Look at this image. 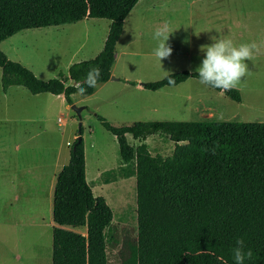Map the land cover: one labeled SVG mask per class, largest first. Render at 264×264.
Masks as SVG:
<instances>
[{
    "label": "trees",
    "instance_id": "obj_1",
    "mask_svg": "<svg viewBox=\"0 0 264 264\" xmlns=\"http://www.w3.org/2000/svg\"><path fill=\"white\" fill-rule=\"evenodd\" d=\"M138 1L0 0L3 90L24 86L33 94H63L69 105L80 86L87 88L84 96L92 95L97 86L87 87L84 79L96 66L101 69L98 84L111 79L117 42ZM86 18L108 19L109 33L102 51L73 63L69 76L43 80L1 49L2 42L23 30ZM170 75L174 84H169L168 74L144 87L156 91L198 78L188 70ZM69 79L74 83L66 85ZM225 94L242 101L237 88ZM97 117L117 139L124 176L136 177L137 230L120 242L112 208L87 181L84 139L77 137L53 191V264H110L108 247L118 250L119 264H234L231 249L238 237L253 251L245 264H264V122L139 121L115 126ZM157 133L175 143L171 155L151 153L145 141ZM128 134L138 145L130 143Z\"/></svg>",
    "mask_w": 264,
    "mask_h": 264
},
{
    "label": "rangeland",
    "instance_id": "obj_2",
    "mask_svg": "<svg viewBox=\"0 0 264 264\" xmlns=\"http://www.w3.org/2000/svg\"><path fill=\"white\" fill-rule=\"evenodd\" d=\"M154 1L161 3L156 10L148 11L144 17L140 15L138 8H134L126 18V25L129 27L139 21L182 23L186 11L183 0ZM221 1L222 24L229 20L230 9H236L240 23L247 27L264 26V0ZM239 13L246 14L243 16ZM109 22L108 19L95 18L89 24L77 22L76 26L65 24L23 30L2 42L1 49L11 60L22 63L39 78L49 80L65 75L67 63L72 58H95L94 53L96 54L100 41L107 34ZM183 37L179 34L176 39L168 40L172 54L161 61L162 66L152 54L157 43L154 40L151 43L136 42L129 47V51L126 49L125 53H121L119 64L115 67L120 69L127 64L126 70L130 74L134 72L149 82L161 80L167 73L189 70L191 61L199 60L195 53L199 48L195 47L194 51L188 48V44L184 45ZM251 40L247 36L240 37L236 42L239 45L250 43ZM81 44L80 52L74 53ZM123 46L121 41L116 57ZM189 50L193 53L192 58L187 56ZM247 63L250 75L244 78L240 86L243 103L228 96H211L210 93H215L213 88L202 85L198 78H189L171 86L168 96L155 97L153 96L156 94L153 95L152 92L139 93L125 88L122 82H115L110 84L114 86L100 90L95 96L75 97L73 105L84 107L81 119L72 108L67 109V103L55 94H33L24 86H19L5 96L0 84V221L3 224L0 230L8 233V239L13 241L14 255L22 257L17 262L2 251L0 264H40L39 254L42 247L50 243V228L41 226L42 221L39 218L43 215H35L33 210L36 212L38 209H45L48 195L47 189L44 196L41 194L32 171L38 164L47 166V163L52 162L58 150L66 155L71 149V145L67 143L72 144L74 137H79L80 125L89 181L94 193L105 197L112 208V226L120 242L126 234H135L136 177L124 176L122 167L126 165L121 160L117 139L103 126L97 115L105 117L115 126L153 121L150 118H156L160 114L150 113V108L159 107L157 103L163 100L162 103L175 105L170 116L179 121L264 122V55L256 52L254 58ZM199 66L200 64L195 68ZM190 94L192 99L189 100ZM198 94H203L201 96L209 102L220 104L222 113L208 117V113L197 109L193 102ZM105 98L112 101L107 102ZM65 116L70 119L67 125L60 120ZM128 140L132 145L139 143L131 134ZM146 143L153 155L161 154L164 157L171 155L175 148V143L161 133L149 136ZM100 170L104 172L97 180ZM26 213L34 215L33 218L28 219ZM117 253V249L108 247L110 264H119Z\"/></svg>",
    "mask_w": 264,
    "mask_h": 264
},
{
    "label": "crops",
    "instance_id": "obj_3",
    "mask_svg": "<svg viewBox=\"0 0 264 264\" xmlns=\"http://www.w3.org/2000/svg\"><path fill=\"white\" fill-rule=\"evenodd\" d=\"M184 7L186 8V11L184 13V18L182 23H169V22H155V21H139L138 23H134L129 27L126 25V20L124 24V30L119 38L117 45H116V50L118 51L120 43L122 41L123 43V48L121 52L117 53L116 57V62L112 68V76L115 77V79H110L107 82L98 84L96 87L95 92L90 95V96H95L100 90H104L105 88H109V86H114L110 84H115V82H122L127 89H133L139 93H144L146 91L152 92V94H156L155 96H168L170 93L168 89L171 86H166L163 87L159 90L152 91L144 87V83H147L149 81H146V78L143 79L142 76L137 75L133 72V74H130L128 70H126V65L121 67L120 69H116L115 66H117L119 57L121 53H125L126 49L129 51V47L134 45L136 42H148L151 43L154 41L153 39V34L155 30L161 26L167 25L168 28L171 31V35L169 37V40H174L176 39L179 34H182L183 40H188V43H184V45L188 44V48L190 47L192 50L195 49V47L199 48V50H196L195 53L198 55L199 60L191 61V66L189 67L190 72H196V66L201 64L202 58H204V54L200 51L201 46L203 45H210L212 43V40L210 37L212 36H227L231 38L234 43L237 44V40L240 37H247L249 36L252 40L250 43H255L258 46L257 54L258 55H264V26L261 27H252L249 26L247 27L246 24L240 23L239 20V15H237L236 9L233 11L230 9L229 15L230 18L228 21L225 23L222 22V13L220 10V7L222 5V1L220 0H183ZM161 3L155 2L154 0H139L138 3L134 8H138L140 15H143L145 17V14L148 11L156 10L157 7H159ZM133 8V9H134ZM240 15H245L246 13H239ZM127 18V17H126ZM95 18H86L77 22H87L85 24H89L90 20H94ZM98 19V18H97ZM77 22H72V23H66L69 24V26L74 24L76 26ZM239 23V24H238ZM111 21L108 24V30L106 36H104V39L100 41V46L98 47V50L96 51V54L94 53V57H96L99 52L104 48L108 33H109V28H110ZM55 26V25H52ZM57 26V25H56ZM59 26H65V24H61ZM99 26V25H97ZM49 27V26H48ZM44 28V27H42ZM64 28V27H62ZM28 30V29H27ZM128 31V33H127ZM74 32V31H73ZM196 33V34H195ZM126 34V39L124 40ZM67 35H70L67 33ZM133 35V37H132ZM124 40V41H123ZM81 44L79 48L74 53L80 52L82 49ZM194 51V50H193ZM193 53L191 50L188 51V57L192 58L191 56ZM88 59V58H85ZM82 58H79L78 60H74L72 58L69 60L66 66V72L64 73V76H69V68L70 66L75 63L79 62L82 60H85ZM92 59V58H91ZM60 77V76H57ZM74 81L69 79L65 84L66 85H71L73 84ZM1 84V82H0ZM19 87V86H10L8 90L5 92L3 90L2 84L1 88L5 96H8L9 92L14 90V88ZM240 92H242L241 87H238ZM215 93H210L211 96H215L218 98H223V96H227L226 94L220 95L219 92L215 89H213ZM198 98L193 102L195 106H197V109H200L201 111L208 113V117H215L216 114L222 113V106L217 104L215 101L212 103L211 101H207L208 99L204 98V96H201L203 94H198ZM61 100L66 102V98L63 94L57 95ZM77 95H73L72 99L73 102H75V97ZM188 99H192V94L188 96ZM107 102H111L112 100H109L105 98ZM164 102L163 100L157 104H159V107H153L150 108V113H159L160 116H155L156 118H150V120L153 121H179L174 119L171 115V112L174 110L175 105L170 103H162ZM67 103V102H66ZM240 103H243V97L242 101ZM73 105V104H72ZM72 105H69L67 103V109L72 108ZM63 124L67 125L69 122V117L65 116L64 119H60ZM149 121V120H146ZM129 139V134L127 135ZM75 139L77 138L76 136L74 137ZM116 138V137H115ZM148 139V138H147ZM146 142V141H145ZM68 145H71L70 142L67 143ZM70 150L66 153H63V151L58 150L55 158L52 162L47 163V166L45 165H37L36 169L32 171L33 177L35 180H37L39 184V189L41 194L44 196V192L47 189V195H48V202L46 203V208L45 209H38L36 212L33 213L35 215H38V213H41V216H45L44 218L40 217L39 221H42L41 226H46L50 228V243L46 246L42 247V250L39 254V259H40V264H53V229L56 226V224L53 221V191L55 187V182H56V176L60 172V170L69 163L70 160ZM85 157H86V151H85ZM87 164V162H86ZM104 170H100L97 174V180L98 177L102 175ZM86 175H87V181L90 184V178L87 170V165H86ZM113 181V180H111ZM105 183H108L110 181H104ZM91 186V185H90ZM94 192V191H93ZM95 194V193H94ZM96 195V194H95ZM97 196V195H96ZM32 215V214H31ZM30 213H26V217L33 218ZM35 219V217H34ZM47 220L46 223H43ZM46 224V225H43ZM0 226H3L2 221H0ZM64 228L73 230L76 232H80L86 235L85 230H80L76 229L73 227H67L64 226ZM8 233H4V231L0 230V253L2 255L7 253L12 259L15 261H20L22 260V257L20 255H14V243L12 240L8 239Z\"/></svg>",
    "mask_w": 264,
    "mask_h": 264
},
{
    "label": "clouds",
    "instance_id": "obj_4",
    "mask_svg": "<svg viewBox=\"0 0 264 264\" xmlns=\"http://www.w3.org/2000/svg\"><path fill=\"white\" fill-rule=\"evenodd\" d=\"M171 34L167 25L157 28L153 34V39L157 43L152 54L160 65L162 60L169 58L172 54V48L168 44ZM210 39L212 40L210 45H203L200 48L204 58L195 71L202 85L219 89V94L224 95L226 92L240 87L244 82V78L250 75L247 61L254 58L258 46L255 43L237 45L227 36H212ZM188 42V40L184 41V43ZM100 77L101 69L98 66L92 67L89 69L83 83L89 88H95ZM174 83L175 80L169 74V84ZM86 91L87 88L80 86L74 95H83ZM204 151H209V149L206 148ZM211 152L215 155V148L211 149ZM231 253L234 264H245L246 259L253 257V251L250 248L246 249L245 240L242 237L236 238L235 246L231 249Z\"/></svg>",
    "mask_w": 264,
    "mask_h": 264
},
{
    "label": "water",
    "instance_id": "obj_5",
    "mask_svg": "<svg viewBox=\"0 0 264 264\" xmlns=\"http://www.w3.org/2000/svg\"><path fill=\"white\" fill-rule=\"evenodd\" d=\"M111 79H115V77H111ZM72 109L77 113L78 117L81 119L82 118V110L84 109V107H79L77 105H72ZM80 130H81V125H80ZM82 137L81 135H79V140H81Z\"/></svg>",
    "mask_w": 264,
    "mask_h": 264
}]
</instances>
